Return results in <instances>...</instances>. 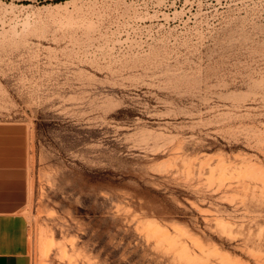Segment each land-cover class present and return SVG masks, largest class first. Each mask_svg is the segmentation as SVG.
I'll return each mask as SVG.
<instances>
[{
  "label": "rangeland",
  "instance_id": "obj_1",
  "mask_svg": "<svg viewBox=\"0 0 264 264\" xmlns=\"http://www.w3.org/2000/svg\"><path fill=\"white\" fill-rule=\"evenodd\" d=\"M20 154L33 264H264V0H0Z\"/></svg>",
  "mask_w": 264,
  "mask_h": 264
},
{
  "label": "crops",
  "instance_id": "obj_2",
  "mask_svg": "<svg viewBox=\"0 0 264 264\" xmlns=\"http://www.w3.org/2000/svg\"><path fill=\"white\" fill-rule=\"evenodd\" d=\"M28 155H0V264H33L28 202Z\"/></svg>",
  "mask_w": 264,
  "mask_h": 264
},
{
  "label": "bare ground",
  "instance_id": "obj_3",
  "mask_svg": "<svg viewBox=\"0 0 264 264\" xmlns=\"http://www.w3.org/2000/svg\"><path fill=\"white\" fill-rule=\"evenodd\" d=\"M48 247H46L45 249L47 250ZM46 252V251H45Z\"/></svg>",
  "mask_w": 264,
  "mask_h": 264
},
{
  "label": "built area",
  "instance_id": "obj_4",
  "mask_svg": "<svg viewBox=\"0 0 264 264\" xmlns=\"http://www.w3.org/2000/svg\"><path fill=\"white\" fill-rule=\"evenodd\" d=\"M28 241H29V237H28Z\"/></svg>",
  "mask_w": 264,
  "mask_h": 264
}]
</instances>
